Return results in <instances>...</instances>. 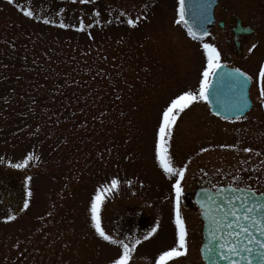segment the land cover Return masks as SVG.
Wrapping results in <instances>:
<instances>
[{"label": "rangeland", "instance_id": "obj_1", "mask_svg": "<svg viewBox=\"0 0 264 264\" xmlns=\"http://www.w3.org/2000/svg\"><path fill=\"white\" fill-rule=\"evenodd\" d=\"M176 7L177 0H0V264H107L118 249L95 234L89 212L101 186L102 228L141 241L130 264H152L174 245L176 177L155 161V133L166 101L198 87L201 43L252 77V107L237 120L214 117L204 101L180 114L169 140L173 166L185 168L180 188L202 171L204 180L264 193L257 83L264 0H220L215 8L226 24L238 18L252 28L238 50L216 25L190 39L174 22ZM81 20L86 27L78 31ZM29 153L24 167L12 166ZM114 177L119 184L109 190ZM178 207L188 251L170 264H203L200 219L184 198Z\"/></svg>", "mask_w": 264, "mask_h": 264}, {"label": "snow or ice", "instance_id": "obj_2", "mask_svg": "<svg viewBox=\"0 0 264 264\" xmlns=\"http://www.w3.org/2000/svg\"><path fill=\"white\" fill-rule=\"evenodd\" d=\"M8 2L11 4L13 0H8ZM80 2L86 3L87 0H80ZM22 11L25 16H33V12L28 8H24ZM185 15V0H177L176 20L174 22L183 24L187 30V34L193 39H200L209 35L206 30L198 31L189 26ZM44 22L51 23V21L46 18ZM127 23L130 26H135L137 20L128 19ZM91 26L90 24L87 25V27ZM59 27L66 28L68 25L61 21ZM85 27L86 25L83 20H81L77 30L83 31ZM255 47L256 45H252L248 51L251 52ZM201 48L205 59L199 75L198 87L195 90L186 89L174 94L166 101L159 114L158 127L155 133L154 157L155 161L166 175L176 177L175 182L172 184V188L175 192V203L173 208L175 243L173 246L159 251L155 255L152 264H170V261L174 258L187 255L188 251L187 227L178 207L181 194L180 184L185 168L173 166V161L169 153V140L173 135L174 126L180 114L193 105L194 102H207L210 99L211 94L214 92L216 77L223 68L220 52L212 43H201ZM231 72L235 74L233 88L238 94L239 104L236 107V111H239L241 107L247 105L246 85L252 80V77L239 68L231 69ZM257 83L259 86V103L261 107H264V62H261L259 65ZM224 118L228 119V117ZM240 118V116L236 117V119ZM221 147L228 146L221 145ZM205 150L206 149L203 148L201 149V151ZM243 150L245 152L251 151V149L248 148ZM32 158L33 154L29 153L24 157L23 163H17L12 166L15 168H22ZM233 179H238V177H233ZM118 184L119 181L115 177L112 178L109 190L115 189ZM231 193L230 197H223L224 204L227 205V208L225 209L223 205L217 204L216 213L212 214L209 218V242L205 245V250L210 255L219 256L220 259L227 261V264H242V262L253 264V261H255L256 264H264V193H259V195H257L256 191L252 188L240 186L232 187ZM28 195H31V193L29 192ZM105 195H107V193L104 192L103 186H101L96 189L90 199L89 212L91 215V226L95 234L102 241L118 249V251L108 259L107 264H130L136 246L139 245L141 241L135 239L129 243L125 239L114 238L112 235L105 232L101 226L100 217L98 215L100 204ZM24 204L25 207H27L28 201H25ZM13 219L14 216L12 215L5 217L6 221ZM156 230L157 229L153 227L151 231L144 236V239L146 240L151 237ZM237 257L238 259H234Z\"/></svg>", "mask_w": 264, "mask_h": 264}, {"label": "water", "instance_id": "obj_3", "mask_svg": "<svg viewBox=\"0 0 264 264\" xmlns=\"http://www.w3.org/2000/svg\"><path fill=\"white\" fill-rule=\"evenodd\" d=\"M218 0H185L186 15L189 26L194 30H206L208 31L213 23V10ZM220 24V23H219ZM236 24H239V20H236ZM249 29L243 30L234 28V33H248ZM232 67L223 65L220 70V74L216 77V83L214 85V92L211 94L210 99L207 101L210 111L215 115H221L223 117L242 116L250 108V100L248 98V88L250 81L246 85L247 91V105L236 111V107L239 104L238 94L233 88V82L235 74L231 72ZM231 186H219L215 189L199 188L193 195V202L196 206L197 213L202 221V241L199 247V255L204 264H227L219 258V256H212L205 250V245L209 242V228H210V216L216 213V205L221 204L227 208L224 204L223 197L231 196ZM259 195V194H257ZM234 259H238L234 258ZM247 264V262H242ZM253 264H256L253 261Z\"/></svg>", "mask_w": 264, "mask_h": 264}, {"label": "flooded vegetation", "instance_id": "obj_4", "mask_svg": "<svg viewBox=\"0 0 264 264\" xmlns=\"http://www.w3.org/2000/svg\"><path fill=\"white\" fill-rule=\"evenodd\" d=\"M214 16H215V20L216 21H221L222 22L221 26H218L216 24V26L220 30L228 29V32L230 33L229 35L232 37V42H233V45L235 46L236 50L240 49V45L244 44V41H245L244 39L245 38H247V37L251 36V34H253V30H252V32L249 31L247 34H242V33L235 34L234 31H233V28L236 26L235 20H234V22L232 24L231 23L226 24L224 19H219V18L216 17L215 12H214ZM240 25H242L243 28L246 27V26L250 27L249 25L243 23L242 21H240ZM233 67H235V66H233ZM236 68H238V67H236ZM239 69H241V68H239ZM204 175H205V173L200 171L199 174H197L194 177V179L191 178V181H190L189 185L187 184L189 189L184 191V193H185L184 195H186L185 196V201L186 202L190 201V197H191V194H190V196H188V194H186V193H188L190 191H193L195 188H197L199 186L211 188L214 185H218L216 183V179H214L213 181H211L212 179L209 180V181L204 180ZM199 178L203 180V184L200 182Z\"/></svg>", "mask_w": 264, "mask_h": 264}]
</instances>
